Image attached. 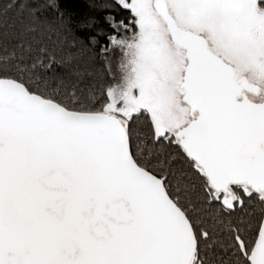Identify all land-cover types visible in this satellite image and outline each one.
Here are the masks:
<instances>
[{"label": "snow or ice", "instance_id": "obj_1", "mask_svg": "<svg viewBox=\"0 0 264 264\" xmlns=\"http://www.w3.org/2000/svg\"><path fill=\"white\" fill-rule=\"evenodd\" d=\"M0 264H264V0H0Z\"/></svg>", "mask_w": 264, "mask_h": 264}]
</instances>
